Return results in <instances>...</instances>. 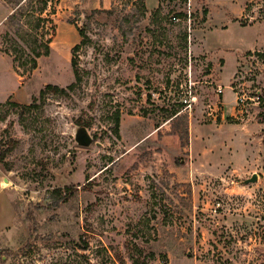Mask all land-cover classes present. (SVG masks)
<instances>
[{"label":"rangeland","instance_id":"374dc122","mask_svg":"<svg viewBox=\"0 0 264 264\" xmlns=\"http://www.w3.org/2000/svg\"><path fill=\"white\" fill-rule=\"evenodd\" d=\"M93 10L82 85L41 98ZM244 134L263 147L264 0H0V264H264Z\"/></svg>","mask_w":264,"mask_h":264},{"label":"trees","instance_id":"16d2710c","mask_svg":"<svg viewBox=\"0 0 264 264\" xmlns=\"http://www.w3.org/2000/svg\"><path fill=\"white\" fill-rule=\"evenodd\" d=\"M113 11L111 10H93L90 12L89 16H86L85 18V22L83 24V27H79V25L75 23L76 28L78 30V33L81 37V41L79 44L75 45L71 52H72V69H73V74H74V78L75 81L74 83H72L68 89H60L57 86H53V85H48L45 87V89H43L40 92V97L43 98L45 97V95L47 93H55V94H62V95H67L68 91H74L76 88H78L80 85H82L83 82V73L82 70L79 68L78 62H77V55L78 52L85 46L89 45L92 41L90 35L88 34V31L91 29L94 17L96 14H106V15H110L112 14ZM49 48L47 47V51L45 53V55L47 56L49 54ZM37 56L40 57L41 54L37 53ZM36 65V62L34 61V66ZM26 108H30V107H26ZM113 120L115 123V133L118 135L119 134V129H120V120H121V113L120 111H117L113 114ZM83 125L88 128L90 126L89 123H83ZM12 150H8V152H10ZM70 188H67V190H69Z\"/></svg>","mask_w":264,"mask_h":264},{"label":"crops","instance_id":"0c3cea01","mask_svg":"<svg viewBox=\"0 0 264 264\" xmlns=\"http://www.w3.org/2000/svg\"><path fill=\"white\" fill-rule=\"evenodd\" d=\"M251 142V136L246 134L243 135V141L239 142L241 145L240 148L243 152V158L246 163H248V158L254 159V162H258L257 159L261 157L260 150H263L264 152V145L262 148H258L257 145H251ZM263 158L264 157H262L261 159ZM14 219L15 213L13 206L10 200L7 198L6 193L3 190H0V235L7 228L13 225Z\"/></svg>","mask_w":264,"mask_h":264},{"label":"water","instance_id":"95a60500","mask_svg":"<svg viewBox=\"0 0 264 264\" xmlns=\"http://www.w3.org/2000/svg\"><path fill=\"white\" fill-rule=\"evenodd\" d=\"M76 143L82 147H89L93 143V137L89 134L86 127H80L77 129L75 136ZM258 180V175L254 174L251 179L247 180L245 183H255Z\"/></svg>","mask_w":264,"mask_h":264},{"label":"built area","instance_id":"2783aa9c","mask_svg":"<svg viewBox=\"0 0 264 264\" xmlns=\"http://www.w3.org/2000/svg\"><path fill=\"white\" fill-rule=\"evenodd\" d=\"M258 57L253 56L252 57V62H258ZM243 92V93H242ZM219 93H223V90L220 88ZM249 100H253L252 98L246 97V95L244 94V91H240L237 93V100H236V106L235 109H237L238 113H243L245 111H248V101Z\"/></svg>","mask_w":264,"mask_h":264}]
</instances>
